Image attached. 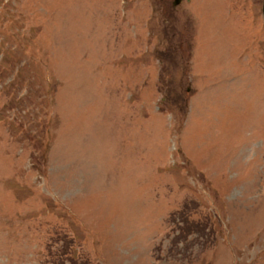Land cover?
I'll return each mask as SVG.
<instances>
[{"label": "rangeland", "instance_id": "1", "mask_svg": "<svg viewBox=\"0 0 264 264\" xmlns=\"http://www.w3.org/2000/svg\"><path fill=\"white\" fill-rule=\"evenodd\" d=\"M264 0H0V264H264Z\"/></svg>", "mask_w": 264, "mask_h": 264}, {"label": "trees", "instance_id": "2", "mask_svg": "<svg viewBox=\"0 0 264 264\" xmlns=\"http://www.w3.org/2000/svg\"><path fill=\"white\" fill-rule=\"evenodd\" d=\"M70 262H71L70 264H78L77 261L75 260H70ZM79 264H83V263H79ZM84 264H86V262H84Z\"/></svg>", "mask_w": 264, "mask_h": 264}, {"label": "water", "instance_id": "3", "mask_svg": "<svg viewBox=\"0 0 264 264\" xmlns=\"http://www.w3.org/2000/svg\"><path fill=\"white\" fill-rule=\"evenodd\" d=\"M179 2H180V0H176V2H175V3L177 4V3H179Z\"/></svg>", "mask_w": 264, "mask_h": 264}]
</instances>
